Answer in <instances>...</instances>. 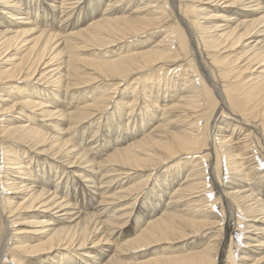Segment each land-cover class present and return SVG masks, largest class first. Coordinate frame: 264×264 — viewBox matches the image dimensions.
I'll use <instances>...</instances> for the list:
<instances>
[{
	"label": "bare ground",
	"instance_id": "bare-ground-1",
	"mask_svg": "<svg viewBox=\"0 0 264 264\" xmlns=\"http://www.w3.org/2000/svg\"><path fill=\"white\" fill-rule=\"evenodd\" d=\"M0 264H264V0H0Z\"/></svg>",
	"mask_w": 264,
	"mask_h": 264
}]
</instances>
